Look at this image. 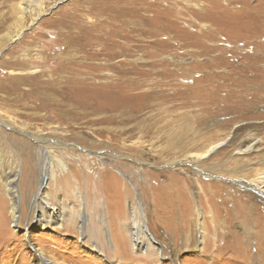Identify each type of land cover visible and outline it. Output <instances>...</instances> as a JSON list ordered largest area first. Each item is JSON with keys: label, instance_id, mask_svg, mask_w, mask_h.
<instances>
[{"label": "rangeland", "instance_id": "1", "mask_svg": "<svg viewBox=\"0 0 264 264\" xmlns=\"http://www.w3.org/2000/svg\"><path fill=\"white\" fill-rule=\"evenodd\" d=\"M17 2L0 0V264H39L36 248L58 264H264V196L242 182L263 184L264 84L251 98L256 81L235 79L264 64V23L247 20L264 0ZM41 193L73 229L39 225ZM131 205L162 256L113 250Z\"/></svg>", "mask_w": 264, "mask_h": 264}, {"label": "bare ground", "instance_id": "2", "mask_svg": "<svg viewBox=\"0 0 264 264\" xmlns=\"http://www.w3.org/2000/svg\"><path fill=\"white\" fill-rule=\"evenodd\" d=\"M43 2H44V0H18L17 9H16L17 13L22 15L25 12L33 11V6H42ZM246 7H244V9ZM258 7H261L262 10H258V8H256L255 6L251 9H249L248 13H251L252 15L251 16L249 15L247 20H250L251 26L254 22H257V23L260 22L261 24L264 23V16L261 14L264 11V6L258 4ZM254 8H255V11H254ZM252 9H253V11H252ZM244 25L246 26V24H244ZM18 37H19V33H16L12 36L13 40L18 38ZM259 63L262 64V67H261V64H258V63H256L255 66H254L255 63L249 64V66H246V67H248V68H246L247 70H243L244 71L243 74H240V76L238 75V78L237 77L235 78L237 81H240V82L245 81L242 84L243 86L245 84H252L254 81H256V83H255L256 84V87H255L256 91H254L255 95L252 96L251 98L255 97L258 93H260L262 91V85L264 84V68H263L264 64L260 61H259ZM241 67H243V66H241ZM222 77H224V76L222 75ZM233 91L237 92L235 89H233ZM43 94H47V93H43ZM229 97H231V96L229 95ZM228 104L229 103L227 102V107L223 106L225 111L231 109L230 106H228ZM229 134L225 138L211 142L205 148V150L199 151V152H193L190 155H193V156H196L199 158L207 157L212 152H214L216 149H219V147L221 145H223L227 142ZM259 140L260 139L256 138L254 141H250V143L245 144L241 148H238L237 149L238 153H244V152L250 151L251 149H254V145L257 144ZM65 168H66V166L64 164H62V170H64ZM53 176H54V174L52 173V177ZM258 178L261 180V182L263 183L262 185L264 186V170L263 171L261 170L260 176ZM255 181H256L255 179H250V181H247L246 179H242V182L246 183L250 188L256 190V192H258L264 196V189H262L263 186L256 184ZM7 185L9 187V191L11 194L10 198L12 200V205H13L12 206L13 219L16 220L18 217V207H19L18 206V197H17V187H16V184H14L13 179L11 180V182L7 181ZM39 195H40L39 201L44 205V208L48 211V215L46 216L47 219H40L38 221L40 226L46 227L48 225H51L52 227H59L61 229H64L65 227L69 226L70 230L73 229V227H75L74 222L73 223L70 222L69 225L67 224L71 218L69 216L67 217V215L64 212H62L60 207L51 205L50 201H48V198L44 193H41ZM84 205L85 204L82 202V204H81L82 211L78 214V216L76 218L77 228L81 233L83 232V230L85 228H87V223L92 221L91 216L85 210ZM137 207H139V208H137ZM137 207L136 206L134 207L133 205H131V207H130L131 213L129 215V220H128V222L124 221V222H121V224H119L120 228H121L120 231L116 228V226H115V230H112L110 228V225H109L110 222H109V220L106 221L105 213H104V216H102L101 221L106 223L107 225H109V228L106 229V235L105 236H107L109 238L110 244H113V246H114L113 250H118V251L123 250L124 251L125 245L130 244V247H132V251L136 252L138 255L148 254L151 256L152 254L155 253L158 257L162 256L163 252L165 250L164 249L165 245H162V247H157V246H156V248L154 247L153 241H154L155 237H154V234L152 233L153 231L151 230L153 225H151L149 223L150 220L146 217V214L143 211V208L139 205ZM196 210H197V217H198L197 222H196L198 239L201 241V243H203L205 245L208 230H205L203 227V223H202L201 216H200L201 213H200V210L198 209V206H197ZM41 214H42L41 217L44 218V216H45V215H43L44 213L42 212ZM73 221H75V220H73ZM66 231H68V230H66ZM184 236H187V235L184 234ZM79 239H81L80 241L82 243H85V241H83V235L82 234H81V236H79ZM85 246L89 247L90 250H92V252L98 254L100 257H102L104 260L107 261V256L101 252L102 250H100L98 244L94 245V244H90L89 242H87V245H85ZM200 249H202V246L200 247ZM35 250H36L38 257H39V261H40L39 264H58V262H53V260H50L49 259L50 256L48 257V255L45 254L42 250L37 249V248ZM125 252H126V250H125Z\"/></svg>", "mask_w": 264, "mask_h": 264}]
</instances>
